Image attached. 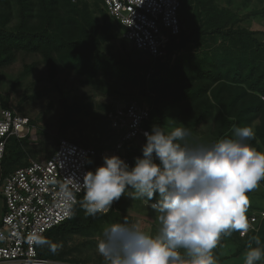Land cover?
<instances>
[{"label": "rangeland", "instance_id": "obj_1", "mask_svg": "<svg viewBox=\"0 0 264 264\" xmlns=\"http://www.w3.org/2000/svg\"><path fill=\"white\" fill-rule=\"evenodd\" d=\"M229 1L205 0L204 9L201 11L203 19L208 18L211 14L214 17H223V20L227 18L235 19L236 21L230 19V24L227 27L246 28L253 32L252 37L264 43V15L256 13L262 8V1L252 0L247 4L244 0H233L232 4ZM9 2L11 6L7 11L11 16L9 22L11 26L19 22L20 9L17 0H9ZM28 2L30 12L33 15L32 21H39L37 15L41 5L40 0H28ZM88 3L91 13L100 24H103L105 18L109 19V17L115 21L111 30L116 34V37L102 42L101 50L104 53L120 57H127L128 53H132V58L140 60L142 65L153 63V57L148 53L134 50L133 44L124 38L119 23L107 14L99 0H88ZM198 3V0L194 1L192 8L197 9ZM67 9L68 6L65 0H59L55 12L59 16H66ZM248 41L251 43L253 40L249 38ZM251 44L254 45V41ZM228 50L235 53L239 52L238 42L233 44L231 39L227 37L224 39L221 34L213 33L206 35L205 38H200L197 42H190L189 46L181 52L204 55L206 53L212 54L215 51L221 53ZM259 63V68L263 69L264 53H262ZM1 74L3 78L0 84V95L4 97L6 105H12L16 111L31 118L32 132L29 133L21 145L19 149L21 155L17 159L13 156V159L8 161L0 160V186L6 176L2 170L7 168L8 172L12 171L14 168L27 163L30 158L38 160L47 158L54 152L61 138L96 147L106 143L113 136L106 122L108 111L106 107L123 105L128 102V98H126L128 94L133 97L132 94L136 93L138 95L140 92L139 85L133 84L130 79L125 78L123 75L121 77L118 74L107 77L100 74V77L116 89V92H111L108 88H95L94 85L87 82L86 76L79 75L60 62L57 64L56 70L52 72L50 64L41 52H15L12 60L1 67ZM226 92L224 91L223 95L228 96ZM174 93H176L174 89L163 92L162 101L167 100ZM255 93L259 97L262 96L259 92ZM207 94L208 98L205 95L202 98L203 100H198L196 105L191 106L189 101L183 106L166 105L165 112L167 116L163 127L167 131H171L176 127L188 128L191 134L185 142L190 144L211 145L214 141L225 137L228 139L234 138L233 129L235 131V129L240 128L239 122L226 134L218 135L219 130L222 128L219 120L221 109L212 107V116L206 119H198L202 106L213 100L209 90ZM138 98L142 102L147 99L143 96ZM260 98L263 100V97ZM63 99L70 105L76 104L80 111L73 112L70 117H66ZM86 111L88 112L86 113ZM185 111H189L188 114ZM248 127H251L255 132V139L251 141L252 146L259 151H264V137L259 136L260 132H264V115L258 112L254 113L253 120ZM19 141L18 138L10 140L8 150L10 154ZM247 195L251 196L248 197L249 201L251 199L253 201L249 203L246 215L249 216L255 211L264 209V181H261L258 188ZM156 198L154 197L153 201L150 202L147 200H131L122 196L112 214L103 219L94 218L93 225L83 233L55 234L49 244L43 245V252L48 258L61 263L105 264L104 258L97 252V241L104 228L113 222L127 219L132 222H140L146 231L155 235L158 230L151 231V227H156L154 224L151 226L153 220L147 219V222H149L147 224L142 217L147 214H152L153 217L156 216V213H146L148 210L154 212L153 209L147 207L151 206ZM253 202H255L254 205L251 204ZM76 208L78 219L85 220L87 214L82 205L79 203ZM2 211L3 197L0 192V217ZM74 221L78 222L75 218ZM260 241L264 245V234ZM244 243L245 240L238 235L237 230L233 231L231 236H226L224 244L219 242L217 248L214 249L218 264H243L247 252V246ZM260 264H264V261Z\"/></svg>", "mask_w": 264, "mask_h": 264}, {"label": "clouds", "instance_id": "obj_2", "mask_svg": "<svg viewBox=\"0 0 264 264\" xmlns=\"http://www.w3.org/2000/svg\"><path fill=\"white\" fill-rule=\"evenodd\" d=\"M190 134L186 127L167 131L153 125L134 166L117 155L104 156L82 184L72 180L83 192L81 201L62 191L66 214L80 203L92 217L107 213L122 196L150 202L157 197L151 203L159 223L155 235L127 219L104 228L97 252L105 264H218L214 249L222 236L249 231L247 194L264 181V151L251 144L254 130L237 128L234 138L211 145L185 142ZM262 261L264 245L253 237L243 264Z\"/></svg>", "mask_w": 264, "mask_h": 264}, {"label": "trees", "instance_id": "obj_3", "mask_svg": "<svg viewBox=\"0 0 264 264\" xmlns=\"http://www.w3.org/2000/svg\"><path fill=\"white\" fill-rule=\"evenodd\" d=\"M17 1L20 20L17 24L10 26L11 16L7 11L10 9V2L9 0H0V84L3 78L1 67L12 60L15 52H41L50 64L52 72L56 70L57 64L60 62L79 75L86 76L87 82L94 85L95 88H108L109 91L116 92V89L100 77V74L107 77L123 75L133 84L139 85L138 95H150L152 98L153 109L148 122L150 129L153 125H164L167 116L166 105L183 106L187 101L191 106L196 105L198 100H203L205 95L208 98V90L213 100L202 106L198 119L212 116V107L221 109L219 120L222 128L219 130V136L232 130L233 126L238 125V122L240 128L248 127L253 120L254 113L258 112L264 115V68H259V59L264 53V43L252 37L253 32L246 28L227 27L230 24V19L236 21L235 19L223 20V17H214L212 14L203 19L201 11L204 9L205 0H198L197 9L192 8L196 0H180L178 17L181 30L177 35L168 33L170 36L168 58L166 60H162L160 57L153 58L151 65H142L140 60L132 58V53H128L127 57H120L106 54L101 50L102 42L116 37V34L111 30L115 21L109 17V19L105 18L103 24H100L91 13L88 0H65L68 6L66 16H59L55 12L59 0H40L41 5L37 15L39 21L37 22L32 21L33 15L30 12L28 0ZM99 1L102 3V0ZM251 1L244 0L246 4ZM261 1L263 6L256 11L258 15H264V0ZM229 2L232 4L233 0ZM119 27L124 32V27L120 23ZM213 33L221 34L224 39L226 37L231 39L233 44L238 42L239 52L228 50L220 53L215 51L212 54L204 55L181 52L189 46L190 42H197L200 38H205L206 35ZM249 38L254 41V45L251 44L253 41L249 43ZM133 48L136 51L137 48L134 46ZM174 52L176 57L173 59ZM170 89H174L176 93L162 101L163 92ZM224 91H227L228 96L223 95ZM255 92H259L263 100ZM138 95L135 93L131 97L128 94L127 101L132 98L138 100ZM0 97L6 103L4 97L2 95ZM63 106L66 117H70L73 112L80 111L76 104L70 105L65 99H63ZM114 108L106 107L107 113ZM188 112L185 111L187 114ZM107 125L109 126L108 122ZM259 136L264 137V132H260ZM19 140L11 154L8 151L9 143L3 160H11L13 156L17 159L21 155L19 149L25 138ZM2 171L6 176L12 172H8L7 168ZM76 212L70 220L48 231L39 241L42 256L47 257L43 252V245L49 244L55 234L83 233L93 225L94 218L103 219L112 214L114 210L108 214H97L95 217L87 215L83 221L78 219ZM74 218L78 222H75ZM237 231L247 246L253 237L262 239L264 220L256 233L250 232L242 237L240 231ZM225 239L226 236H222L220 243L224 244Z\"/></svg>", "mask_w": 264, "mask_h": 264}, {"label": "built area", "instance_id": "obj_4", "mask_svg": "<svg viewBox=\"0 0 264 264\" xmlns=\"http://www.w3.org/2000/svg\"><path fill=\"white\" fill-rule=\"evenodd\" d=\"M106 12L124 27L123 36L133 46L153 58H168L170 35L181 30L180 0H102ZM176 57L174 52L172 58ZM146 101L132 99L107 113V122L113 134L99 146L84 145L61 138L54 152L45 159L30 158L28 162L7 174L0 192L3 211L0 217V264H80L61 263L40 254L39 241L44 235L70 220L62 191L75 193L78 201L83 192H77L73 181L83 183L88 171L103 164L104 156L117 155L129 166L142 157L146 143L145 132H151L148 122L153 109L150 95ZM32 132L31 118L6 103L0 97V160L7 153L12 138L23 139ZM217 142V141H215ZM213 142V143H215ZM159 163V161H156ZM73 180V181H72ZM117 202L107 211L114 210ZM250 232H258L264 220V209L247 216Z\"/></svg>", "mask_w": 264, "mask_h": 264}, {"label": "crops", "instance_id": "obj_5", "mask_svg": "<svg viewBox=\"0 0 264 264\" xmlns=\"http://www.w3.org/2000/svg\"><path fill=\"white\" fill-rule=\"evenodd\" d=\"M248 197H251L250 195H248ZM253 200L251 199V201L250 202H252ZM252 205H254L255 204V202H253V203H251ZM147 208H151V206H148ZM152 209V208H151ZM147 212H150V213H154L155 214V212H152V211H146V213ZM148 215V216H147ZM147 215H145L144 217H142L143 219H144V221L148 224L149 222H147V219H149V220H153V223L151 224V226L154 224V226L156 225V227H151V231L152 230H158L159 229V223L156 221V216L155 217H153L154 215H152V214H147ZM148 217V218H147ZM155 219V220H154ZM144 222V223H145Z\"/></svg>", "mask_w": 264, "mask_h": 264}]
</instances>
